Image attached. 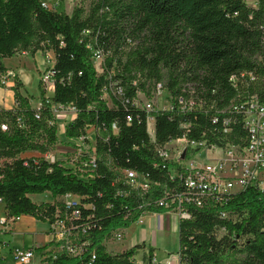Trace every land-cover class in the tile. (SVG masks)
Listing matches in <instances>:
<instances>
[{
    "label": "trees",
    "instance_id": "1",
    "mask_svg": "<svg viewBox=\"0 0 264 264\" xmlns=\"http://www.w3.org/2000/svg\"><path fill=\"white\" fill-rule=\"evenodd\" d=\"M93 49L106 55L102 75L90 60ZM49 50L55 55L51 98L42 91L41 104L34 107L14 74L15 104L0 108V201L8 218L29 214L53 222L63 209L61 196L80 197L74 226L84 244L81 254L59 252L45 264H137L144 243L112 253L105 241L144 212L169 209H139L142 199L117 181L114 168L144 174L159 184L155 193L161 196L163 188L177 183L158 154L172 139L187 135L208 145L246 143L243 115L229 106L252 96L264 102V0H92L87 11L77 6L71 13L41 0H0V86L9 72L5 58ZM163 81L174 98H194L197 107L147 112L135 105L138 92L150 95ZM110 84L122 89L111 106L103 98ZM53 105L75 109L65 128L71 141L94 127L93 178L42 156L58 141ZM148 116L155 119L154 138ZM35 152L41 155H25ZM47 191L55 198L51 203L38 204L29 196ZM191 211L178 224L179 264H264V191L249 187L216 208ZM153 258L149 247L144 264H160Z\"/></svg>",
    "mask_w": 264,
    "mask_h": 264
},
{
    "label": "built area",
    "instance_id": "2",
    "mask_svg": "<svg viewBox=\"0 0 264 264\" xmlns=\"http://www.w3.org/2000/svg\"><path fill=\"white\" fill-rule=\"evenodd\" d=\"M245 1L249 4H257L258 2V0ZM43 4L46 5L45 3ZM87 32L88 31L84 32V35ZM105 59L106 55L101 50H92L90 60L96 65V72L98 75L104 73ZM54 64L53 61L51 68L43 70V81L47 83L54 82ZM232 79L236 81V77H232ZM163 92L169 95V102L161 109H155L154 106L150 104L146 107H142L138 104L139 94L149 97V95L144 92L137 93L134 103L138 108L144 109L147 112L167 109L172 111H187L197 107V102L194 98L186 101L181 96L174 98L166 88L165 81L158 82L151 90V94L156 93L158 96ZM121 94L122 89L119 86L117 87V85L114 86L110 84V86H105L103 88V98L109 106L112 105L113 96H120ZM46 97L51 98L50 96ZM56 107L65 108L61 105H53L54 113L56 112ZM229 108L243 115V125L248 131L246 143L243 145L227 146H218L216 144L208 145L205 140H189L187 135L172 139L163 147L158 148V154L163 161L161 166L169 171L170 178L177 181V183L172 188H163V194L161 196H156L155 193V187L159 186V184L154 183L144 174L132 169L114 168L117 174V181L122 180L129 186L130 191L133 190L139 198L142 199L137 206L139 209L149 205L168 208L169 211L166 213L172 212L176 214L179 224L180 220L189 219L191 217V210L194 207L216 208L225 202L228 195L245 191L249 187L264 191V102H260L257 96H252L242 104H238L235 101ZM73 110L74 113H76L75 109ZM128 119L131 120L130 117ZM151 119L154 120L153 132L155 133V119L153 116H148V127L149 120ZM213 119L214 122L217 121V118ZM94 130L92 126L87 127L85 131L72 139L74 146L79 151L76 152V158L79 164L73 168V171L84 179L93 178L97 169L98 156L95 152L91 151L95 145V141L93 144L88 145L90 131ZM149 134L151 133L149 132ZM173 142L183 146L181 150L182 153L177 161H172L170 152L167 148V146ZM202 151L210 152V154L219 153V155L208 157L203 163L198 164L195 155L197 152ZM188 152L194 153H191L189 156ZM184 153L185 155L182 157ZM56 160L59 159L53 156L49 161L54 162ZM61 163L68 166L63 162ZM157 166H159V164H157ZM59 200L62 202L63 209L60 208L57 210L55 220L51 222V233L57 245V251L54 253L53 257H56L59 252H65L68 255L76 256L81 254L84 246V244H78L75 240H72V238L77 235L74 221L81 215L80 197L74 194H65L61 196ZM146 213L148 212H144L143 216ZM156 214L161 215V213ZM222 215L225 216L226 214L223 213ZM6 223L7 221L5 220L2 222L4 226ZM84 229L85 228H83L82 232H85ZM123 235V228H119L112 232L110 238L121 240ZM3 245H5V243L0 240V248ZM12 254L18 264H27L35 257L36 252L33 248H14ZM168 257L169 258L164 262H159L154 257L153 262L160 264H179L178 254L175 255V257Z\"/></svg>",
    "mask_w": 264,
    "mask_h": 264
},
{
    "label": "rangeland",
    "instance_id": "3",
    "mask_svg": "<svg viewBox=\"0 0 264 264\" xmlns=\"http://www.w3.org/2000/svg\"><path fill=\"white\" fill-rule=\"evenodd\" d=\"M45 3L49 8L56 9L57 11H65L67 13H71L73 9L77 6H81L85 8L87 11L91 4L92 0H41ZM42 52L37 51L35 54H30L28 52H18L16 55L12 57L5 58L4 64L8 68V76L7 78H3V87L7 88L8 85L11 84L13 86L15 84L13 75L19 77V79L23 83V87H21V92L23 94L30 95L31 104L35 107L41 104V96L42 91H45L46 96H50L51 91H49V84L46 81L42 80V72L44 69H49L52 67L54 57L52 51L50 52ZM95 70L96 65L93 64ZM1 87V86H0ZM169 95L166 92H163L161 95H156V93H152L149 97H146L143 94H139L138 104L142 107H146L148 104L154 106L155 109H161L169 102ZM15 100V98H14ZM12 102H7L4 99L5 108H8ZM15 104V101H14ZM2 106V105H1ZM0 106V108H2ZM14 106V105H13ZM9 109V108H8ZM56 125L58 129V141L52 146L51 150L42 155L44 158H51L54 156L56 159H59L61 162L68 165V167L74 168L78 166L77 162V154L79 152L77 148L74 146L73 142L65 137V128L72 116L74 115V110L71 107L60 108L56 107ZM151 122V123H150ZM153 129V130H152ZM152 131V132H151ZM154 120H149V132L150 136L154 137ZM101 135H106L103 132H99ZM96 133L94 131H90L88 145L94 143ZM170 157L172 161H177L179 156L181 155V150L183 148L182 145H178L176 142H173L167 146ZM84 151V150H83ZM191 153L188 152L189 156ZM34 153L25 154L26 156H31ZM36 155H41L39 153H35ZM219 155L210 154V152H197L195 158L198 160V164L203 163L206 158L214 157ZM47 156V157H45ZM53 195L50 192L38 193L37 195L31 197L34 202L38 200H53ZM151 214V213H150ZM148 216V215H147ZM147 216H145L147 218ZM161 217L164 218L163 226H159L158 221L154 220L152 225L149 226L147 223L138 224L139 222L135 221L129 227L127 232L123 235L121 240H116V238H109L105 241V245L108 251L112 253H116L121 251L124 248H130L135 245L136 242L139 241V235L141 231H146V233L150 234V239L153 241L155 248L154 253L156 255V259L159 262L166 261L168 256L177 255L179 250V231L178 228L174 229L176 223H178V217L174 213L161 214ZM175 223V224H174ZM178 226V224H177ZM76 243L79 244V236L78 234L72 238ZM147 252V249H139L136 253V261L137 264H144L143 256L144 253ZM155 257V256H154Z\"/></svg>",
    "mask_w": 264,
    "mask_h": 264
},
{
    "label": "crops",
    "instance_id": "4",
    "mask_svg": "<svg viewBox=\"0 0 264 264\" xmlns=\"http://www.w3.org/2000/svg\"><path fill=\"white\" fill-rule=\"evenodd\" d=\"M51 52V51H50ZM54 63H55V55L54 52ZM49 84V91H51L50 97L54 93V85L53 83ZM11 84L8 85L7 88L0 87V106L5 108L4 99L7 102H12L8 108H12L14 105V91L11 89ZM38 105L37 107H39ZM35 107V106H34ZM75 114V113H74ZM74 115L72 116V118ZM71 118V119H72ZM38 153V152H35ZM34 153V154H35ZM33 154V155H34ZM37 194H30V197H33ZM53 200H38L36 203H46L53 202ZM151 213V212H150ZM146 213L142 216L137 222L138 224L147 223V225L151 226L153 221H158L159 226H163L164 218L161 215L156 213ZM168 214V213H163ZM148 215V216H147ZM147 216V218L145 217ZM7 221L6 225L2 224L3 221ZM175 224V223H174ZM178 223L175 224L174 229H176ZM128 228H124V234L127 232ZM139 241L135 243L140 244L144 243L145 247L143 249H148L149 247L155 248V245L152 239H150V234L146 233V231H141L139 235ZM0 240L5 243L0 248V264H18L15 260L12 251L14 248H33L36 252L35 257L28 262L27 264H45L49 259L54 258L53 255L57 251V245L53 240V236L51 233V222L49 220L42 221L37 219L36 217L23 214L17 218H8L5 204L0 201ZM127 249V248H124ZM123 250V249H122ZM156 258V255L154 253Z\"/></svg>",
    "mask_w": 264,
    "mask_h": 264
},
{
    "label": "water",
    "instance_id": "5",
    "mask_svg": "<svg viewBox=\"0 0 264 264\" xmlns=\"http://www.w3.org/2000/svg\"><path fill=\"white\" fill-rule=\"evenodd\" d=\"M185 153L182 155V157H184Z\"/></svg>",
    "mask_w": 264,
    "mask_h": 264
},
{
    "label": "bare ground",
    "instance_id": "6",
    "mask_svg": "<svg viewBox=\"0 0 264 264\" xmlns=\"http://www.w3.org/2000/svg\"><path fill=\"white\" fill-rule=\"evenodd\" d=\"M151 123V122H150ZM148 130H149V127H148ZM153 130V129H152ZM152 132V131H151Z\"/></svg>",
    "mask_w": 264,
    "mask_h": 264
}]
</instances>
